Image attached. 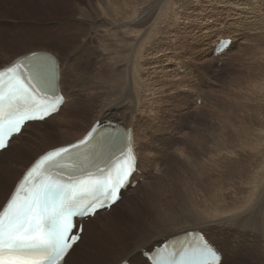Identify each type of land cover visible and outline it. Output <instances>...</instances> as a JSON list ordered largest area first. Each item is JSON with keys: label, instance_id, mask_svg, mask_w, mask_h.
I'll return each mask as SVG.
<instances>
[{"label": "rangeland", "instance_id": "374dc122", "mask_svg": "<svg viewBox=\"0 0 264 264\" xmlns=\"http://www.w3.org/2000/svg\"><path fill=\"white\" fill-rule=\"evenodd\" d=\"M54 1L56 0H0V14L5 15L7 22V27L0 26V64L8 61L14 50L36 46L35 40L38 39V41L42 40L41 45L48 44L51 48L57 44L58 40L72 45L73 50L78 51L71 58L77 64V71L74 83L71 82L67 88L68 93L74 99L81 95V99H84L86 103L92 102L89 107L91 113L95 111L96 114L100 113L104 104L112 101L119 94L117 88H121V84H128V88L124 87L119 90L125 94L126 90L130 91L132 88L134 89L133 93L121 104L130 106L132 109L130 112L136 113L137 122H134L130 127L136 130L137 143L143 154L144 163L157 166L155 169L159 166L158 170L154 172V176L159 178H150L149 181L155 187L154 194L151 201L144 207L145 211L140 219L146 221L152 217L164 219L169 214L178 213L186 207L183 198L186 197V194L189 195V191L182 184L183 179H175L172 175V172L177 171L178 175L190 184L189 187L192 189L190 198L192 206L195 207L193 209H197L196 212L199 214L202 213V215L205 214L211 218L214 213L215 217L213 218L226 219L227 223L223 225L230 227L232 231L240 235L241 243L238 244V247L241 251L238 256L233 257V264H263L258 262L260 259L258 253L264 250V242L259 243L260 246L256 245V251L250 247L247 253L243 252L246 240L250 238L239 227L229 223L231 218L241 214L240 209L237 212L235 204L241 206L254 204L256 205L254 208L257 207L255 212L263 215L264 177L250 175L244 179L236 173L235 164L228 163L225 167L219 165L224 158L219 160L216 158L224 152L214 148V145L218 141L226 140L225 145L230 148L242 135L241 131L235 132V129L248 128L249 139L253 140L252 143L248 141V148L259 151L257 153L260 155L255 157H264V140L256 132L257 128L255 127L256 123H264V83L261 78L264 73V53H261L264 48V0H135L139 6L136 5L137 10L134 15H131V21L128 23L123 16L121 17L127 24L114 23L100 18L104 13L101 6L118 4L121 0H66L70 3L73 1V5L69 6L75 8L72 9L75 11V13L73 11L74 16H69L73 14L71 11L60 13L57 8H50L49 11L43 9L45 4H51ZM6 6L8 7L6 8ZM28 7L32 12H26ZM144 7L151 8L149 18L144 12ZM76 8L80 9L76 10ZM19 11H23L22 14ZM79 11L93 16V19H90V16L80 15ZM94 15L100 16L94 17ZM134 21H138V24H131ZM128 28H131V33L128 36L137 33L136 41H133L132 45H123L127 39L121 36L120 30L125 31ZM29 29L39 31L41 37L34 36L33 42L30 39L31 35L28 34ZM224 34L229 35L232 39L233 48L227 52L224 51L217 58H212L211 56H214L212 49L216 44L214 43L216 38ZM187 68L196 71L201 80L203 78L201 84L196 86L188 78L192 76V73ZM177 73L184 75L185 79H178ZM176 82L178 85L175 84ZM138 91H140L139 94ZM141 95L144 102L148 96L154 97V99H150L151 105L157 107L154 113L141 114V112H146L144 106H147L144 102L139 101ZM194 99H201L200 103ZM140 105H144L143 108ZM149 107L150 104L147 108ZM147 108L146 110L149 111ZM65 112L64 110L45 124L28 127L20 140L14 139L10 148L15 152L14 156L5 154L0 162V169L14 157L16 159L18 155L16 151L21 152L23 147L30 149L33 146L32 149H34L45 144L44 146L47 148L57 142L53 140L55 138L77 136L79 134L78 127H81L83 123L82 125L78 122L67 123L68 112ZM88 117L95 118L90 112L86 115V118ZM62 123H66V125ZM77 124H79L78 127H76ZM165 126H170L172 129ZM161 128L167 132L165 134L161 133L162 131L155 132ZM222 129L227 134L220 135ZM40 130H45L49 135L36 137L34 132L37 133ZM139 131H144V136ZM181 138L184 139V142L180 141ZM146 139L147 142L144 146L143 141L145 142ZM48 141L50 142L48 143ZM189 142H200L203 147L202 156L197 157L195 161L188 158L190 148L187 143ZM209 150L214 152L211 157L212 161L204 160L210 157ZM234 151L236 152L234 155L226 157L240 159L238 154L241 150L236 148ZM168 154L187 162V165H181L165 176L162 171L164 166L165 168L167 166L165 156ZM204 156L206 158H203ZM175 161L176 159H174ZM198 161H202L196 164L198 168L191 167ZM213 161L218 163L219 170L216 171L217 167L215 169L217 165L212 166L213 163L215 164ZM16 163H18L17 160ZM252 165L260 171L257 161ZM178 169L180 170L178 171ZM147 172V170L144 171L143 175ZM192 176H197L201 178L200 181H203L194 184L196 180L191 182ZM171 177L175 179L176 186H181L172 190L168 189ZM224 177H228L231 181H227L228 179L225 181ZM233 181L236 182L235 185L230 186L229 184ZM140 183L141 181H139ZM244 188L245 190H243ZM137 189L130 188L125 195H134L133 199L135 196L139 198L141 193ZM143 194L145 195L142 193L140 198H144ZM218 196H220L219 199H217ZM122 202L111 210L112 213L109 212L110 215L104 218L110 219L112 215L115 216L124 211L127 205L124 204L125 200ZM225 207L228 208V210L226 209L227 216L226 213L224 214ZM218 209L221 215L219 212H214ZM103 216L93 220L92 231L90 229L87 238L77 246L68 264H82L83 260V264H110L133 246L138 245L135 244L132 237H128L112 251V254H103L104 246H102V256L97 254V257L85 260L93 243L94 228L101 225ZM197 224L182 221L158 235H169L180 229L183 230L182 228ZM198 226L202 227V225ZM216 227H213L210 232L220 236L221 230ZM154 237H149L141 244L145 246V244L158 240ZM233 244L236 246L237 242L233 240ZM238 247H236V251H238ZM135 251L136 255H142L141 251H137V249ZM261 254L264 255V252ZM225 264L231 263L225 262Z\"/></svg>", "mask_w": 264, "mask_h": 264}, {"label": "snow or ice", "instance_id": "6c2138e0", "mask_svg": "<svg viewBox=\"0 0 264 264\" xmlns=\"http://www.w3.org/2000/svg\"><path fill=\"white\" fill-rule=\"evenodd\" d=\"M65 77L61 56L47 50L28 51L0 65V154L30 123L45 124L59 114L66 103L60 89ZM138 166L129 130L99 116L75 141L29 159L19 178L0 172V190L7 189L0 200V264H68L85 231L79 221L117 205ZM197 222L199 229L161 235L153 245L141 246L147 264H225L209 232L227 220L200 217Z\"/></svg>", "mask_w": 264, "mask_h": 264}, {"label": "bare ground", "instance_id": "6f19581e", "mask_svg": "<svg viewBox=\"0 0 264 264\" xmlns=\"http://www.w3.org/2000/svg\"><path fill=\"white\" fill-rule=\"evenodd\" d=\"M23 2H25V1H23ZM20 3L22 4L21 1H20ZM72 3H73V1L70 3V2H67L66 0H56L53 3H51V4H49V3L48 4H45L43 9L46 10V11H49L50 8H57L60 13H65V12H68V11H71L73 13L74 10H72V9H75V8L73 6H69V5H73ZM153 3H154V1H153ZM148 4H149V2H148ZM136 5L139 6L138 3L135 2V0H121V2L118 3V4H106L104 6H101L104 9V13L101 16L100 15H98V16L97 15H94V17H99L100 16L101 19H105L107 21H111V22H114V23H125V22H123L125 20H123L121 18L123 16L126 19V22L128 21V23H129L131 21V15H134L136 13V10H137L136 9ZM141 5H143V4H141ZM16 6H17V4H16ZM18 6H19V4H18ZM31 6H33V5L31 4ZM41 6H42V4H41ZM7 7L8 6H6V8ZM37 7L40 8L39 5H37ZM30 9L31 8L28 7L26 9V12H28V13L29 12H32ZM79 9L76 8V10H79ZM84 10H85V8H84ZM19 12L21 13L23 11H19ZM144 12L147 14V16L149 18L150 17V14H151V8H149V9H146L145 8L144 9ZM49 13H51V12H49ZM74 13H75V11H74ZM74 13L72 15H69V16H74ZM78 13L80 15L84 16V17H89L90 16L89 14H87L85 12H82V11H79ZM62 15H64V14H62ZM27 18H29V17H27ZM89 18L90 19H93V16H90ZM125 24H127V23H125ZM131 24H138V21H134ZM0 26L7 27L6 17L3 14H0ZM38 33H39V31L37 32L36 30L29 29V33L28 34L31 35V38L30 39H32L34 36H38V35L41 37V34L40 33L38 34ZM130 33H131V28H128L125 31L120 30L121 36H124V39H127V40H125L123 42V45H132L133 44V41H136L135 38H136L137 33H134L133 35L128 36ZM219 37L220 38H230L229 35H225V34L222 35V36L219 35L216 38V40H215L214 43H216L219 40ZM36 39H38V38L36 37ZM98 39H100V38L98 37ZM38 40H35V43L37 42L36 46L33 45L31 47H26V48H23V49H18L16 51L15 50L12 51L11 52V58L9 60L13 59L15 56H17L19 54L26 53V52L32 51V50H47V51H51V52L54 51L53 53H56V54L60 55L61 56V67L62 68H66V77H65V80L60 85V89H61V92L65 96L66 103L61 108L59 114L54 115L49 120H52L53 118L57 117L58 115H60L65 110L66 112H68V117H67V120H66L67 123L74 124V123H77L78 122L81 125L83 123V125L80 127L79 124H77L76 127L79 126L78 127V133L79 134L77 136H74V137L64 136V137L55 138L53 140L57 141L58 143L55 142L54 144L47 146V148H46V146H44L45 145L44 144L42 146H39L37 148L35 147L34 149H32L33 146H32V143H31L32 148H30V149H27V148H24L23 147V150L21 152H19V153H18V151L14 150L18 154L17 155V158L15 159V157H14L9 163H7L5 166H3V168L0 169V172L6 173L7 176L10 179H17V178H19L20 174L25 170V165L28 163L29 159H31L32 157H35L38 154L42 153L45 148H46L45 150H47V149H50L53 146H58V145L63 144L65 142L73 141V140L81 137L83 135L84 131L87 128H89V126L91 125V123L97 118L96 117L97 115H98V117L99 116H102L104 120L105 119H113V120H116V121L120 122L121 124H123L125 128H126V126H132L134 122H137L136 113L130 112L132 110L130 108V106H128V105H122L121 104L122 102H124L133 93V90L134 89H132V88H130V91L129 90H126L125 94L119 90V89L124 88V87L125 88H128V86H129L128 84H121V88H117V92L119 91V94L116 95L115 98L112 99V101L104 104L103 107L101 108L100 113L96 114L97 112H95V111H93L91 113V108L89 107V105L92 102L86 103L84 101V99H81L82 98L81 95H79L78 98H75L74 99L73 97H71V95L68 93V90H67V88L70 86L71 82L74 83L75 77H76V71H77V64L74 61V59H68L67 56H66L67 53L73 51V48L74 47L72 45H69V44L65 43L62 40H58L57 41V44H54V47L51 48L50 45H48V44L41 45L42 44V40L41 41H38ZM32 41L34 42L33 39H32ZM60 44H63L64 47L63 48L59 47L58 45H60ZM231 48H233V44H231L230 46H228V49L226 50V52L229 49H231ZM262 48H263V45H262ZM215 49H214V51H215ZM212 51H213V49H212ZM77 52L78 51H75V54L74 55H76ZM261 53H264V48L261 51ZM220 54H218L216 56H211V57L212 58H217ZM73 56H72V58H73ZM212 58H210V60L213 61ZM6 62H7V60H6ZM3 63H5V62H2L0 65H2ZM196 69H197V71H199V69L197 67H196ZM187 70H189L192 73V76H190L188 78L190 80H192L193 83L196 84V86L198 84H201L202 83L203 78L201 80V77L200 76H197V72L196 71L191 70L190 68H187ZM262 74L263 75H261V78H262L263 83H264V73H262ZM177 75H178V77L177 76H175V77H177L178 79L179 78H181V79L184 78L185 79L184 75H180L178 73H177ZM169 83H171V82H169ZM177 83L178 82H176L175 84L178 85ZM182 87H180V88L183 89ZM138 89H140V88H138ZM184 89H185V87H184ZM186 90H187V88H186ZM191 90H193V89H191ZM139 93H140V91H138V94ZM144 96H146V94H144ZM148 97H147L146 102H144L145 100L142 97V95L139 97V101L142 102V103L144 102L147 105V106H144V105L141 106L140 105L142 108L144 106V109L146 111V112H141V114L147 115V113H154L157 110V107L151 105L152 104V101L150 99L151 98L154 99V97L153 96H150L149 99H148ZM197 98H199V97H197ZM194 100H196V99H194ZM178 101H177V104H178ZM148 104H150V107L149 108H147L148 107ZM153 107H154V109H153ZM146 108L149 109V111H147ZM88 112H90V114H92L93 116H95V118L94 117H92V119L90 117L86 118V115L88 114ZM71 114H72V116H71ZM182 116H184V115H182ZM62 124L63 125H66V123H62ZM35 125H40V124L39 123H37V124L30 123L27 126V128L28 127H33ZM165 127L168 128V129H170V128L172 129V127H170V126H165ZM255 127L257 128L256 132L259 135H261L263 137V140H264V123H262V124L261 123H256L255 124ZM45 130H40L37 133L34 132L35 133V136L36 137H43V136L49 135V133L46 132ZM158 131H162L161 133H163V134H165L167 132V130H164L163 128H161L160 130H156L155 132H158ZM236 131H241L242 132V135H240V138L237 140V142L233 146H231L230 148H228L225 145L226 140L218 141V139H217L218 142L215 143L214 148H217L219 150H223V152H224V153L220 154L219 157L216 156L217 157L216 158L217 160L221 159L222 157L224 158V159L222 158L223 161L221 160V162L219 163V165L225 167V165L228 164V163L235 164L236 173L239 175V177H242L244 179H246V177H248L250 175L251 176H253V175H259L261 177H264V173H263V171H264V157H262V158L255 157V156L258 155L259 151L258 150L257 151L252 150L253 149L252 147H251L252 149H249L248 148L249 147L248 141L250 143L253 142V140L249 139V130H248V128H242L241 130L235 129V132ZM229 132H231L230 129H229ZM140 134L144 136V131L143 132L141 131ZM225 134H227V133H225L223 131V129H222V132L220 133V135L223 136ZM132 136H133L132 137V140H131L132 147H133V149H134V151L136 153V156L139 159L138 169H139V173H141V176L139 175V177H142V178H140L141 183L139 184L138 181H137L135 188L136 189L138 188L137 190H139V193H141V195H142V193H145V195L143 194L144 195V198H140V196H141L140 195L139 198L137 196H135L134 199H133L132 197L134 195H132V196H128V194L125 195V193L128 192V190H129L128 187H126V189L123 190V192H122V198H121V200L118 202V204H119L120 202H122V201L125 200L124 204L127 205V206H126V209H124V211H121L120 213H117L115 216L112 215V217L110 219L104 218V217L110 215L109 212H111V210L114 207L118 206V204H117L112 209L101 210L98 213V214L104 215L103 216V220L100 219L101 222H102L101 225L98 226V227H96V228H94V235H93V238L94 239H93V243L91 245L90 251L87 252V258L85 260H87L88 258L91 259L93 257H97V254L100 255V256H102V250H101V247L102 246H104V248H103V254H105V255L112 254V251H114L123 240H125L126 238L128 239V237H132L134 239V242H136L135 244H138V245L133 246L130 250L128 249L129 251H127L125 254H123L121 257H119L117 260H115L113 262H110V264H116V263H119L121 260L127 261L129 259L131 260V264H147L146 259L142 255H139V254L136 255L137 252L135 251V249H137V251H138L141 248V246H143L141 244L142 242L146 241L149 237H153V236H155L154 238L159 239L161 235H158V234L163 233V232L169 230L171 227L176 226L177 223H181L182 221H187L189 223H198L197 222V219L200 218V217H209V218H211V216H206L205 214L202 215V213L199 214V212H196L197 209H193L195 207L192 206V199L190 198V193L192 191V189L189 187L190 184L188 183V181L186 179H184L180 175H178L179 172H177V171L172 172L175 168H177V167L179 168V166H181V165H185V164L187 165V162H183L179 158H176L175 156H173L172 154H168V155L165 156V160H166L167 166H166V168L164 166V169H163L162 172L164 173L165 176L167 174H169V173L172 172V175L175 177V179H183V183L182 184H184L185 185V188L189 191L188 192L189 195L186 194V197L183 198V200L185 201L184 203H186V207L183 210H181L180 212H178V213H171V214H169V216H167L164 219H161V218H153V217L149 221L140 219L142 217V215H143L142 213L145 211L144 210V207L148 204L149 201H151L152 196L154 194L155 187L149 181H150V178H159V177L154 176V172H155V170H158L159 166H158L157 169H155L157 166H154V165L151 166V165H148V164H145L144 163L143 154H142L140 148L138 147V143H137V133H136V130H132ZM48 137H50V136H48ZM21 138H22V135L17 136L14 139L15 140L16 139L20 140ZM14 139L12 140V142L14 141ZM263 140L261 141V143L263 142ZM50 141H48V143ZM180 141L181 142H184V139L181 138ZM146 142H147V139H146L145 142L143 141V145L144 146L146 145ZM187 145H189V148H190L189 154L187 153L188 154V158L193 159L195 161V159L197 160V157H201L202 156V153L204 151H202L203 147L200 144V142H197V143L189 142V143H187ZM256 145H258V144L256 143ZM258 146H257V148H258ZM236 148H238V149L241 150V152L238 154V157H240V159L239 158L238 159L237 158H227L226 156H228V155H234L236 153L234 151V149H236ZM211 151L209 152V154L211 153L210 157L209 158H206L205 157L206 155H205L203 158H206V159H204V160H210V161H212L211 160V157H213L214 152H211ZM14 153L15 152H13V151H11L9 149L8 151L0 154V162H2V157L5 154L7 156L9 154H12V157H13L14 156ZM174 159H176L175 162H174ZM16 160L18 161V163H16ZM255 161L258 162V164H259L258 168L260 169V171L258 169H256L255 166L252 165ZM201 162L200 161H198V163L195 162V164L191 165V167L195 166V168H198L197 167L198 165H196V164H199ZM213 162H215V161H213ZM217 164L218 163L215 162V164L213 163L212 166H215ZM219 165L215 166V169L217 167L216 171L219 170L218 169L219 168ZM4 168H6L7 170H5ZM149 168H151V169L148 170ZM187 168H190V167H187ZM180 169H178V171ZM146 170L148 171L147 174H144L143 175V172L146 171ZM261 170H262V172H261ZM135 176H136V174H135ZM135 179H136V177H135ZM175 179L174 178L172 179V177H171V180H170V184L168 186V189L172 190V189H175V188H178L179 186H181V185H177V186L175 185V183H174ZM200 179L201 178H199L197 176H192L190 180H191V182H192V180H196L195 181L196 183H194V184H197V182L200 183L201 181H203V180L200 181ZM223 179L226 181V179H228V177H224ZM136 180H138V179H136ZM156 180H160V179H156ZM227 181H231V179H228ZM208 182H209V180H208ZM235 183L236 182L233 181L229 185L230 186L232 184L235 185ZM241 184H244V183L241 182ZM243 190H245V188ZM5 191H7L6 188L0 190V200L3 199V192H5ZM219 197L220 196H218L217 199H219ZM222 197H224V196H222ZM145 200H146V202H145ZM256 200H257V198H256ZM217 201H219V200H217ZM255 202H257V201H255ZM187 203H189V205H187ZM235 206H236L235 208L237 209V212H238V209H240L239 211H241V214H239L235 218H231L229 224H231L233 226L239 227L242 230V232H244L245 234H247L248 237L250 238V239H247L246 240V243H245L244 249H243L244 250L243 252L247 253L249 251L250 247H253L254 250H255V248L257 246H260L259 243L264 242V209H263V211L260 209L263 212V215H260L259 213L257 214L255 212V211H257V209H256L257 207L254 208L256 206L254 204L253 205L252 204H250V205H242V206L241 205H238V204H235ZM219 209L216 210V211H214V212H216V213L219 212ZM224 209H225L224 210L225 212L224 211L223 212L225 214L226 213V209L228 210V208L225 207ZM229 209H231V208H229ZM231 211H232V209H231ZM98 214L95 217L88 218L87 221H85V231H84V233L82 235V240L78 242L77 246L78 245H81L83 239H86L87 236L90 234V229L94 225L93 224L94 223L93 220L95 218L101 216V215L98 216ZM212 214H213L212 218L215 217V214L214 213H212ZM227 214L228 213H226V216H227ZM129 215H130V217H129ZM220 215H221V213H220ZM98 220H99V218H98ZM198 225H200V224L198 223L197 225L190 226V227L185 228V229L182 228L183 230L180 229V230H178V231H176L174 233H171L169 235H166V236H168V237H171V236H179V235L182 234L181 232H184L186 229L187 230H196V229H199L200 226H198ZM167 226H169V227L167 228ZM217 226L218 227H216V226L215 227L216 228H219V230H221L220 236H218L216 234H212L211 232H209V238L211 239L213 245L220 251V253L222 255V259L225 262H227V263L233 264V257L234 256H238L239 255V252L241 251V249L238 247V244L241 243L240 240H239V236L240 235L237 232L232 231V229L230 227H227L226 225H223L222 224L220 226L219 225H217ZM91 231H92V229H91ZM156 235H158V236H156ZM233 240L235 242H237V245L236 246L233 244ZM154 243L155 242L153 241L152 243L145 244V246L147 247L149 244H150L149 246H151ZM77 246H75V250H76ZM236 247H238V251H236ZM75 250L71 252L70 256L68 257V261H69L70 257H72V255L74 254ZM263 252H264V250H262V252H259L258 253V258L260 257V259L258 260V262L260 261L261 263L264 264V255L261 254ZM246 256H247V254L245 255V257ZM254 259H255V257H254ZM256 260H257V258H256ZM98 261H99V259H98ZM83 263H84V260H83Z\"/></svg>", "mask_w": 264, "mask_h": 264}]
</instances>
